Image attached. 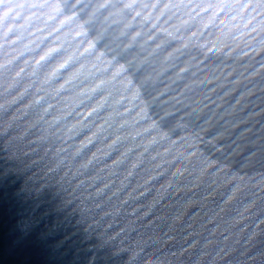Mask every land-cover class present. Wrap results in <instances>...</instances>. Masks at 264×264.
Returning <instances> with one entry per match:
<instances>
[{"label": "snow or ice", "instance_id": "1", "mask_svg": "<svg viewBox=\"0 0 264 264\" xmlns=\"http://www.w3.org/2000/svg\"><path fill=\"white\" fill-rule=\"evenodd\" d=\"M187 72L193 77L202 74L204 79L210 78V83L219 84L221 98L235 96L236 107L252 96L247 82L264 77V0H0V88L12 93L13 107L31 95L22 115L16 117L25 124L35 126L52 110L60 114L57 120L75 117L64 131L65 142L76 141L70 157H79L85 149L91 151L78 161L72 175L81 176V170L98 165L87 180L100 179L99 172H104L105 178L90 195H102L110 188L106 201L120 197L112 211L103 212L102 217L120 216L117 204L139 201L149 191L146 185L163 177L165 165L176 158L165 159L172 153L174 141L150 150V145H162L168 139L164 131L159 136L153 134L144 144L130 143L124 148L120 144L139 141L156 128L155 124L143 127L149 119L143 103L145 89L162 75L173 74L179 81ZM192 82L198 84L200 80ZM29 110L36 112L31 121ZM222 119H227V114ZM77 127L80 133H76ZM125 128L136 131L126 133ZM25 137L27 133L22 132L18 138L25 141ZM36 139L26 142L34 144ZM66 150L59 146L53 149L59 154ZM175 151L180 154L179 147ZM108 157L111 163L104 162ZM208 167H215V163ZM140 173L145 175L141 177ZM113 176L117 177L115 181ZM215 177L229 192L222 206L208 209L209 214L203 216L207 235L196 232L192 224H181L179 231L184 234L179 236L183 241L179 253L159 249L162 254L175 257L191 248L196 254L192 264H201V257H208L207 264H215L217 258L230 256L233 244L241 243L234 236L240 235L245 243L264 232V212L254 217L251 205L245 203L249 199L246 193L255 192L257 187L264 198V187L256 183V177L232 172L227 164L220 166ZM83 183L81 180L77 185ZM169 187L170 183L165 185ZM238 196L243 197L240 206L230 208ZM134 211L127 208L125 214L132 217ZM145 216L148 214L141 208L136 219L129 220V227L108 234L105 244L118 237L120 240L112 255L130 253L124 264H133L143 252H155L153 247L146 251L145 244L151 237L134 240L127 247L121 239L122 233L127 238V232H135L133 225L145 221ZM115 222L109 219L106 225ZM153 223L140 226L153 230ZM209 224L213 227L208 228ZM198 235L200 240L195 238ZM158 238H163L165 245L177 239L171 229L160 230ZM157 264L171 261L159 260Z\"/></svg>", "mask_w": 264, "mask_h": 264}, {"label": "clouds", "instance_id": "2", "mask_svg": "<svg viewBox=\"0 0 264 264\" xmlns=\"http://www.w3.org/2000/svg\"><path fill=\"white\" fill-rule=\"evenodd\" d=\"M162 58L163 54L158 60L162 61ZM249 60L251 62V58ZM194 80H200V83H193ZM262 81L264 77L247 82L254 94L246 97L239 107H236L235 96L222 99L219 84L210 83V78L204 79L202 74L193 77L191 72H187L179 81L173 74L162 75L155 85L145 89L143 103L149 119L143 123V127L155 124L156 128L153 132L142 136L139 141L126 140L120 144V148L130 143L144 144L153 134L159 136V133L164 131L168 139L163 141L162 145H150V150L167 147L171 141H174L173 151L165 159H170L171 156L176 158L165 165L166 171L163 177L146 185L149 191L140 197V203H137L135 199L129 201L128 208H135L133 220L143 208L148 216L156 218L153 231L171 229L172 233H175L177 226L187 225L183 210L188 205H192L197 211H193L188 219L191 220L192 217L200 214L199 227L203 229V216L209 214L208 209L222 206L223 198H226L229 192V188L216 182L215 173L223 164H227L232 172L256 177V183L264 187L261 183V178H264V90H262L264 83ZM0 92H3L0 95V105H2L0 107V139L3 140L0 148L4 151L5 161H14L16 164L14 169L8 168L5 172L11 170L20 175L25 173L24 168L17 163L19 156L10 148L12 142H23L18 138L22 132H26L27 136L38 138L37 146L42 148L44 155L55 162V169L63 164L65 159H68L71 164L70 153L76 141L73 138L66 141H72V143H66L64 131L75 117L57 120L56 117L60 114L52 110L47 114L46 120L38 121L35 126L25 124L16 117L22 115L25 110L24 104L30 102L31 95L24 98V103L17 101L13 107L12 93L4 92L2 88ZM225 114L227 119H222ZM35 116L36 112L29 110V120L31 121ZM80 131L81 129L77 127L76 133ZM124 131L134 132L136 129L125 128ZM14 135L17 138L11 139L10 137ZM57 146L71 149L67 156H63V160L59 153L53 151ZM176 147H179L180 154L176 153ZM100 163L95 161V164ZM213 163L215 167L209 168L208 166ZM204 169L207 170L201 174ZM144 175L145 173H140L141 177ZM97 176L105 178V173L99 172ZM31 178V176L25 177V179ZM169 183L171 187L165 188V185ZM157 184L159 187H156ZM59 193L60 190H56V194L59 195ZM259 193V187L255 192L246 193L249 199L245 203L251 205V215L254 217L264 212V198ZM67 195L71 196V193ZM132 195H136L135 189ZM73 199L75 198L65 200L63 196H60V206L62 203V209H68L69 216L75 215V223L84 226L79 205L69 208ZM242 199V196H238L229 207L236 209L240 206ZM206 205H214V207L206 208ZM123 206L120 205V207ZM174 217L180 219L174 221ZM88 229L83 227L84 232H88ZM162 239L152 238L147 241L145 247H148L150 243L163 245ZM244 245H241V250L236 256L229 258L228 264H264V232H259L255 238L245 241ZM191 255L194 259L196 258V254ZM122 256L121 264H124L125 256ZM159 260H170L171 264H184L179 254L175 257L168 256L167 252L162 254L159 248L154 253H141L133 264H141V261L157 264ZM219 260L224 261L222 257Z\"/></svg>", "mask_w": 264, "mask_h": 264}, {"label": "water", "instance_id": "3", "mask_svg": "<svg viewBox=\"0 0 264 264\" xmlns=\"http://www.w3.org/2000/svg\"><path fill=\"white\" fill-rule=\"evenodd\" d=\"M15 2H24V0H15ZM260 58L257 56V59ZM87 86L85 85V87ZM30 139L35 138L29 135L25 137V141L12 142L10 145L13 152L19 156L17 163L24 168L23 175L11 170L5 172V169H14L16 164L14 161L6 162L4 151L0 148V264H121L122 255L126 260L130 253H121L120 257L112 255L114 248L120 244L119 237L118 240L109 241L107 244L105 241L109 233L114 234L122 226L129 227V220L134 218L125 214L128 205L121 207L120 216L102 217L103 212L112 211L114 201H118L120 197H113L106 201L105 196L109 195L110 188L105 189L102 195H90L102 183L103 178L97 179L95 182L87 180L89 175L95 173V168L98 165L81 170V176L72 175V170L78 161L86 156L91 148L85 149L81 156L71 158V164L68 159H65L63 164L54 171H48L55 167V162L44 155L42 148L38 147L36 143L28 144L26 141ZM2 143L3 140L0 139V144ZM66 143H72V141ZM32 148H35V151L29 152L28 150ZM70 151L71 149H67L60 156H67ZM23 152H28V154L23 155ZM110 159L111 157L105 158L104 162L109 160L108 163H111ZM27 176L32 178L25 179ZM111 179L115 181L117 177L113 176ZM81 180L84 183L77 186ZM22 181H24L23 184ZM156 187L159 185L157 184ZM58 189L60 190L59 195L56 194ZM68 193H71V196H68ZM122 195L123 193H121V197ZM60 196H63L65 200L75 198L69 208L79 205L84 226L75 223V215L69 216L68 209H62ZM87 196L88 198H86ZM140 202L137 201V203ZM97 203L100 204L98 208L95 207ZM117 206L120 205L117 204ZM205 207L212 208L214 205ZM183 211L185 224H192L196 232L206 236L207 232L199 227L200 214L192 217L191 220L188 219L192 212L197 210L193 209L192 205H188ZM109 219H115L116 222L107 227L106 223ZM154 221L155 216L145 218V221H137V224L133 225L136 231L127 232V238L122 233L121 239H125L123 246L127 247L134 240L138 241L141 238L148 240L151 237L158 240L159 229L153 231L140 226L141 223ZM93 222L95 223L93 224ZM89 225L92 226L89 227ZM83 227L89 228L88 232H84ZM207 227L212 228L213 225L209 224ZM179 228L180 226H177V231L172 233L177 237L176 240L169 241L167 245L150 243L146 251L153 247L152 251L159 248L162 249L161 252L171 250L179 252L180 245L183 244V241L179 240V236L184 234L179 231ZM186 230L192 231L193 229ZM137 232L140 235H136ZM246 233L247 230L244 234ZM195 238L200 240L201 236L198 235ZM233 239H240L241 243L233 244L234 250L230 256L225 257L223 262L217 258L215 264H228L229 258L240 252L241 245H244L241 236L236 235ZM184 246L187 247V245ZM244 246L246 247V245ZM208 251L211 252L212 248L209 247ZM191 254H194V250L187 248V251L180 255L184 264H191L194 260V256ZM207 262L208 257H201V264H207Z\"/></svg>", "mask_w": 264, "mask_h": 264}]
</instances>
